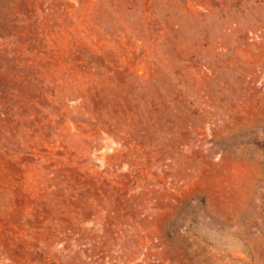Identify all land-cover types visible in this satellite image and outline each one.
I'll return each instance as SVG.
<instances>
[{
    "label": "rangeland",
    "instance_id": "374dc122",
    "mask_svg": "<svg viewBox=\"0 0 264 264\" xmlns=\"http://www.w3.org/2000/svg\"><path fill=\"white\" fill-rule=\"evenodd\" d=\"M0 264H264V0H0Z\"/></svg>",
    "mask_w": 264,
    "mask_h": 264
}]
</instances>
